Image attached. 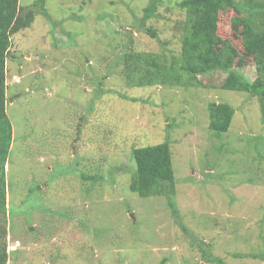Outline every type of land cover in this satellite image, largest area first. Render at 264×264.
<instances>
[{
  "label": "rangeland",
  "instance_id": "rangeland-1",
  "mask_svg": "<svg viewBox=\"0 0 264 264\" xmlns=\"http://www.w3.org/2000/svg\"><path fill=\"white\" fill-rule=\"evenodd\" d=\"M38 1L19 0L22 15L38 12L6 62V264H264L261 104L223 90L225 73L198 84L186 73L184 0H161L145 22L152 0ZM246 19L220 11L199 33L216 26L215 52L230 45L254 81ZM219 103L236 111L221 135L209 129ZM167 140L177 215L164 196L129 190L133 149Z\"/></svg>",
  "mask_w": 264,
  "mask_h": 264
},
{
  "label": "trees",
  "instance_id": "trees-1",
  "mask_svg": "<svg viewBox=\"0 0 264 264\" xmlns=\"http://www.w3.org/2000/svg\"><path fill=\"white\" fill-rule=\"evenodd\" d=\"M45 2L46 0H39L36 6L44 7ZM160 2L161 0H152L142 18L144 22L156 14ZM252 4L245 5L235 0L182 1L180 6L186 11L182 60L184 70L196 82L195 84H198L202 77L222 72L227 75L221 86L223 90L243 92L258 98L261 104V121L264 127V2ZM18 5L19 0H0V213L7 211L4 168L13 141L12 125L6 114V62L11 47L10 36L28 26L33 16L38 12L33 9L22 15ZM229 9L247 14L245 25L250 28L252 37L244 41V48L253 55L257 72L254 81L248 80L242 72L233 68L230 59V45H226L218 53L215 52V46L218 42L216 26L208 27L204 35L199 33L200 30L208 26L214 15ZM148 32L153 39H157L156 31L150 28ZM166 76L167 80L170 81L169 75L166 74ZM173 80L179 84L178 78L174 77ZM235 113L234 107L228 103L210 105L209 129L217 135L227 133ZM261 158L264 161V145ZM132 159L135 168L133 180L129 186L130 192L139 198L164 196L173 213L177 215L174 201L176 179L172 162L171 142L167 140L161 144L135 148L132 151ZM83 178L87 181L93 180V177L84 176ZM179 225L184 232H187L181 222ZM6 234V229L0 226V264L7 263ZM215 262L223 264L222 260Z\"/></svg>",
  "mask_w": 264,
  "mask_h": 264
},
{
  "label": "water",
  "instance_id": "water-1",
  "mask_svg": "<svg viewBox=\"0 0 264 264\" xmlns=\"http://www.w3.org/2000/svg\"><path fill=\"white\" fill-rule=\"evenodd\" d=\"M132 217H133V215H132Z\"/></svg>",
  "mask_w": 264,
  "mask_h": 264
}]
</instances>
